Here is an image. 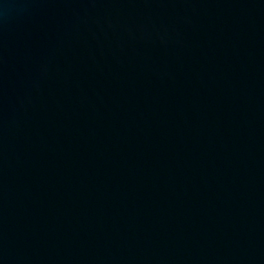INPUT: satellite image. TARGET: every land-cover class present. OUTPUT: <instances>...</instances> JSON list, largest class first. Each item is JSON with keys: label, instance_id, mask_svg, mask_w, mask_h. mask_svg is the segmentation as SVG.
<instances>
[{"label": "water", "instance_id": "water-1", "mask_svg": "<svg viewBox=\"0 0 264 264\" xmlns=\"http://www.w3.org/2000/svg\"><path fill=\"white\" fill-rule=\"evenodd\" d=\"M0 264H264V0H0Z\"/></svg>", "mask_w": 264, "mask_h": 264}]
</instances>
